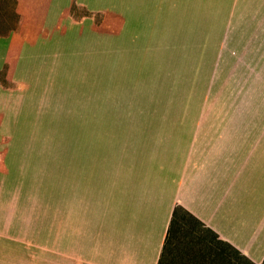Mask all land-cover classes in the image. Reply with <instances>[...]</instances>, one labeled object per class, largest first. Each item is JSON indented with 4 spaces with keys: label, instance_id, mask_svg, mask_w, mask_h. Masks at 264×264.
I'll use <instances>...</instances> for the list:
<instances>
[{
    "label": "rangeland",
    "instance_id": "374dc122",
    "mask_svg": "<svg viewBox=\"0 0 264 264\" xmlns=\"http://www.w3.org/2000/svg\"><path fill=\"white\" fill-rule=\"evenodd\" d=\"M254 34L248 46L238 32L217 61H149L147 48L61 38L8 83L0 77V264L38 260L54 199L95 229L104 196L136 198V167L176 168L190 137L226 133L230 87L264 85V36ZM206 50L200 57H215ZM253 106L230 111L238 136L264 118Z\"/></svg>",
    "mask_w": 264,
    "mask_h": 264
},
{
    "label": "crops",
    "instance_id": "0c3cea01",
    "mask_svg": "<svg viewBox=\"0 0 264 264\" xmlns=\"http://www.w3.org/2000/svg\"><path fill=\"white\" fill-rule=\"evenodd\" d=\"M262 15L264 0H0V77L61 38L147 48L149 61H217L238 32L248 46L264 36ZM209 47L215 57H200ZM253 104L263 113L264 85L231 86L227 132L190 137L176 168L136 167V198L104 196L95 229L54 199L51 242L40 234L36 262L9 264H264V118L238 136L230 112Z\"/></svg>",
    "mask_w": 264,
    "mask_h": 264
}]
</instances>
